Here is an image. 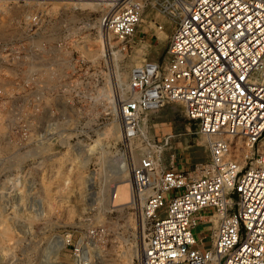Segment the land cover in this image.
<instances>
[{"label": "built area", "instance_id": "obj_1", "mask_svg": "<svg viewBox=\"0 0 264 264\" xmlns=\"http://www.w3.org/2000/svg\"><path fill=\"white\" fill-rule=\"evenodd\" d=\"M53 1L106 7L101 24L123 47L133 41L146 5L177 17L166 62L143 59L134 66L119 105L122 139L133 144L136 158L127 204L139 208L146 231L137 264H264V0ZM39 16L37 10L5 15L0 97L38 95L26 87L44 70V42L33 40ZM33 82L44 87V77ZM169 103L178 104L205 139L209 159L193 176L174 167L173 153L169 168H160L174 134L150 135L147 116ZM203 211L212 217L208 248L205 237L194 235ZM104 233L103 226L88 227L84 236L59 238L72 264H93Z\"/></svg>", "mask_w": 264, "mask_h": 264}, {"label": "rangeland", "instance_id": "obj_2", "mask_svg": "<svg viewBox=\"0 0 264 264\" xmlns=\"http://www.w3.org/2000/svg\"><path fill=\"white\" fill-rule=\"evenodd\" d=\"M0 10V28L7 14L40 11L33 40L44 42V70L32 75L44 77V87L32 79L26 87L38 95L0 97V264H72L59 236L76 239L98 226L105 233L93 264H137L146 232L139 208L110 206L113 185L119 178L129 183L136 160L133 144L122 139L119 105L134 66L143 59L166 62L177 17L146 5L133 41L123 47L101 24L107 8L94 1H0ZM21 26L16 22L17 35ZM166 105L147 116L150 135L165 134L169 118L196 131L178 104L174 111ZM193 136L195 159H205L204 137ZM197 223L194 234L208 248L209 225Z\"/></svg>", "mask_w": 264, "mask_h": 264}, {"label": "crops", "instance_id": "obj_3", "mask_svg": "<svg viewBox=\"0 0 264 264\" xmlns=\"http://www.w3.org/2000/svg\"><path fill=\"white\" fill-rule=\"evenodd\" d=\"M174 103H169L165 104V108L170 109L171 111L177 110L178 107L176 108V105H173ZM160 109V108H159ZM158 110V109H157ZM155 110V111H157ZM155 111H151L152 113ZM151 112L148 113L150 116ZM172 118V117H171ZM157 121V120H154ZM161 122V121H160ZM167 124L170 126L166 128L167 132H173L174 136L171 139V147L166 148L164 152L162 153L161 156V162H160V168L161 169H168L170 166V154H174V159H172L173 165L176 169L187 171L189 173L193 172V166L198 167L200 164L208 161L209 156L205 159H195V151H196V145L198 143L195 141V137L193 136L195 131H193L192 128V123L186 122L182 126L181 124L176 125V124H171L170 118L168 119ZM198 165V166H197ZM198 221H200L203 224H208L209 225V238L212 233V217H210L209 213L207 211H203L198 214ZM198 224V223H197ZM197 225L195 226V228ZM194 228V229H195ZM195 235V234H194ZM197 238H200L199 235L196 236Z\"/></svg>", "mask_w": 264, "mask_h": 264}, {"label": "bare ground", "instance_id": "obj_4", "mask_svg": "<svg viewBox=\"0 0 264 264\" xmlns=\"http://www.w3.org/2000/svg\"><path fill=\"white\" fill-rule=\"evenodd\" d=\"M83 5L88 6L89 3L87 2V3H84ZM100 48H101V51H100L101 54H104L107 57L108 53H107V50L105 48V44H103V47L100 46ZM121 167H123V166H121ZM127 184H129L128 180L126 181L123 178H119L118 181L113 185L115 193L110 198V206L122 205V204H125L129 201L131 194H130V190H128ZM139 254H140V252L138 251V255Z\"/></svg>", "mask_w": 264, "mask_h": 264}]
</instances>
